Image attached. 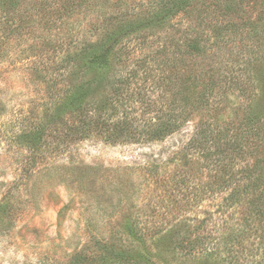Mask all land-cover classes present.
<instances>
[{"label":"trees","instance_id":"trees-1","mask_svg":"<svg viewBox=\"0 0 264 264\" xmlns=\"http://www.w3.org/2000/svg\"><path fill=\"white\" fill-rule=\"evenodd\" d=\"M3 3L0 64L11 61L13 37ZM242 6L240 0H154L150 9L134 11L128 23L104 29L73 57L51 64L63 74L49 78L47 98L14 112L13 140L28 152L26 177L45 180L54 178L51 156L75 142L99 136L112 145L147 146L197 121L188 144L166 160L144 158L125 166L105 186L93 183V189L105 193L96 198L95 219L91 215L86 220L89 243L70 254L67 264H264V107L259 106L255 72L263 70L264 59H247L237 71L218 65L214 52L224 36L240 30L252 39L264 37V13L256 22L244 20ZM196 8L212 32L209 37L200 24L182 32L190 61L198 68L168 72L151 83L152 67L166 72V51L176 45L168 41L178 27L174 21H190ZM158 30L167 31L158 36L159 47L145 48L140 38ZM137 46L154 53L128 62ZM6 108L0 99V119ZM172 164L176 177L170 175ZM75 166L83 164L71 160L66 170L75 174ZM194 175L202 182L193 184ZM77 179L73 183L89 195L92 188L84 178ZM102 198L113 211L102 205ZM124 201L134 217L121 223L114 214ZM12 211L0 202V213ZM98 213L114 225L100 227Z\"/></svg>","mask_w":264,"mask_h":264},{"label":"rangeland","instance_id":"rangeland-1","mask_svg":"<svg viewBox=\"0 0 264 264\" xmlns=\"http://www.w3.org/2000/svg\"><path fill=\"white\" fill-rule=\"evenodd\" d=\"M2 1L7 3H3L2 8L6 12L5 15L8 13L10 17L8 24L13 37L9 57L11 61H3L0 64V99L7 106L4 117L0 119V202L8 204L13 211L0 213V264H67L70 254L89 243L90 235L87 232L86 220L98 212L95 208L96 198L105 193L97 188L93 189V183L96 187V182L99 180L105 186L116 178L117 174H121L125 166H134L144 158L155 161L166 160L188 144L194 134L197 121L187 123L180 132L166 141L147 146L112 145L104 142L99 136L75 142L65 151L61 149L51 156L52 169H55L52 170L53 179L45 180L40 176L27 178L28 152L19 149L13 140L16 120L11 119L14 112L27 111L31 105L39 106L40 100L47 98L49 92L47 81L52 75L63 74L59 72L60 67H51V64H56L70 55L73 57L81 44L96 41L104 29L114 28L125 21L128 23L134 11L150 9L154 0ZM240 1L243 3L242 8L246 16L243 17L244 20L250 19L256 22L264 13V0ZM198 10L199 8L193 10L195 12H192L190 21L188 18L174 21L178 23V27L175 34L174 31L170 32L168 41H174L176 45L166 51L170 58L165 66L166 72L163 73V67L159 70L157 66L152 67L151 83L158 80V76L169 74L168 72L174 74L177 71H191L198 68L197 62L192 60L193 64L190 61V51L182 37L183 31L187 33L190 27L198 28V24L204 27L202 29L207 31L209 37L212 35L210 28L206 27V22L197 17ZM228 19L231 20L230 17ZM237 32L238 35L224 36V41L216 46L214 52L217 54L218 65L234 66L235 70L239 71L238 68L242 67L238 66H244V62H248L247 59H264V37L252 39L245 30ZM152 34L140 38L142 42L145 40V48L159 47L161 37L158 36L165 37L167 31L158 30L153 31ZM28 48L30 52L24 53L23 50ZM149 52L154 53L152 49L146 51ZM146 53L145 49L143 51L137 46L135 51H131L128 62L141 60ZM37 60L44 64V67H39L35 63ZM254 67L256 66H253V69ZM261 68L263 70L257 68L255 72L256 81H259L261 88L258 101L262 104L259 103V106L264 107L262 96L264 66ZM241 104L247 105V103ZM71 160L83 164L79 168L75 166L77 168L75 174L66 170L71 165ZM173 165L170 166L172 170L170 175L176 177L177 168L174 170ZM38 166L43 165L39 163ZM110 168L116 169L115 172ZM92 169L97 170L92 172ZM181 170L183 171V168ZM75 178L76 180L84 178V182L89 190L92 188V192L89 195L81 192L73 183ZM192 181L193 184L202 182L196 175L192 176ZM217 203L216 198L213 205ZM208 204L209 202L205 203L204 207ZM102 205L113 211L111 204L103 198ZM129 208L125 201L117 207L114 214L116 221L124 223L126 217L133 219L134 212ZM98 216L96 220L99 221L100 227L109 229L108 227L114 225L109 219ZM118 228L120 226L115 227ZM99 229L104 230V228Z\"/></svg>","mask_w":264,"mask_h":264}]
</instances>
